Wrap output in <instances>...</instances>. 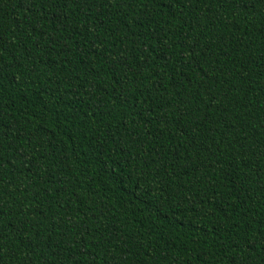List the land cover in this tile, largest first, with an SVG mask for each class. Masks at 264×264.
I'll return each mask as SVG.
<instances>
[{
  "label": "trees",
  "instance_id": "16d2710c",
  "mask_svg": "<svg viewBox=\"0 0 264 264\" xmlns=\"http://www.w3.org/2000/svg\"><path fill=\"white\" fill-rule=\"evenodd\" d=\"M0 264H264V0H0Z\"/></svg>",
  "mask_w": 264,
  "mask_h": 264
},
{
  "label": "snow or ice",
  "instance_id": "6c2138e0",
  "mask_svg": "<svg viewBox=\"0 0 264 264\" xmlns=\"http://www.w3.org/2000/svg\"><path fill=\"white\" fill-rule=\"evenodd\" d=\"M3 55V49H2V47H0V56H2Z\"/></svg>",
  "mask_w": 264,
  "mask_h": 264
}]
</instances>
